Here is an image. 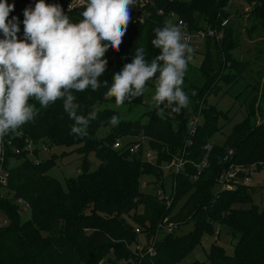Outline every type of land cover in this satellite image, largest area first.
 Returning a JSON list of instances; mask_svg holds the SVG:
<instances>
[{
    "label": "trees",
    "instance_id": "1",
    "mask_svg": "<svg viewBox=\"0 0 264 264\" xmlns=\"http://www.w3.org/2000/svg\"><path fill=\"white\" fill-rule=\"evenodd\" d=\"M28 1L0 0V23L15 24L22 34ZM229 1L148 0L150 16L145 23L115 13L95 27L87 9L58 12L50 7V0H35L37 21L30 31L26 57H11L0 34V68L7 70V82L0 86V109L5 119L13 118L5 138L15 145L28 139L33 144L42 140L48 148L76 146L82 157L80 172L65 179L64 187L48 174L56 165L55 153L33 163L25 152L16 155L7 148L6 163L12 157L22 160L8 168L5 195L0 190V218L7 219L0 226V264H114L121 260L178 264L200 244L204 233L214 234L215 225L237 235L233 254H226L214 239L207 259L189 264H264V207L253 203L255 187L237 184L215 190L218 176L229 165L244 170L238 172L240 177L264 170V120L256 114L257 110L262 114L257 100H264V85L259 83L263 72L244 97L243 119L231 127L222 144L211 143L221 129L219 119L229 118L208 98L244 77L249 63L231 55L229 20L222 40L203 42V59L197 68L171 51L172 28L166 23V15L174 12L190 30L216 26L229 18ZM127 2L112 5L117 8ZM243 3L248 36L264 37V0ZM159 9L163 14L157 13ZM68 26L76 29L67 32ZM89 27L94 36L79 51L72 49L69 44L73 46L75 36ZM149 86L158 91L156 108L138 119H122L119 110L100 107L116 103L130 110L143 104ZM18 91L23 94L10 98ZM195 117L199 121L191 132L190 121ZM100 127L107 131L98 138ZM118 137L147 139L155 161L142 159L139 139L135 152L128 146L114 149ZM89 153L98 160L93 170H89ZM182 153L186 160L182 170L162 177V165ZM203 160L206 166L198 169ZM142 174L153 175L156 183L169 177L173 192L168 203L139 190ZM18 199L27 204L29 218L22 219ZM165 218L178 228L192 222L193 228L181 235L175 230L163 234L154 244L153 256L136 255L134 244L142 237L153 238Z\"/></svg>",
    "mask_w": 264,
    "mask_h": 264
},
{
    "label": "rangeland",
    "instance_id": "2",
    "mask_svg": "<svg viewBox=\"0 0 264 264\" xmlns=\"http://www.w3.org/2000/svg\"><path fill=\"white\" fill-rule=\"evenodd\" d=\"M146 1V0H142ZM226 11L229 14V23L232 32L233 48L231 49V55L238 61L248 62L249 66L244 77L234 82L232 86L226 87L218 93L217 96H210L208 101L215 103L216 107L221 112H228V120H224L221 117L218 121V125L221 129L216 132L211 138L210 142L220 145L223 143L225 136L230 132L231 127L240 122L245 116V100L244 97L251 90V86L256 83L259 73L263 72V77L260 79L261 87L264 85V37L254 33L251 37L248 36L247 27L249 26V20L247 19V11L245 10V4L243 0H230L226 7ZM18 27L15 24L0 23V34L5 37L6 40L13 38L17 35ZM94 36V32L91 30L84 31L75 36L73 46L76 48H83L85 44ZM172 43L171 51L181 57H184L188 63L194 67H199L203 59L204 44L203 41L195 40L190 46L183 43L178 31L171 30ZM0 44V50L2 49ZM7 82V70L0 68V86L5 85ZM247 87V88H246ZM246 88V89H245ZM245 89V90H244ZM158 91L154 87H147L143 99V104L132 106L130 110L127 105H120L116 103L101 104L100 107H110L121 112V118L126 120H133L140 118L141 114L148 110L156 108V99ZM250 92L248 93V96ZM247 96V97H248ZM246 97V98H247ZM257 104L262 107V114L256 111L258 120H264V100L258 97ZM144 119V118H143ZM107 128L100 127L96 133L98 138L105 135ZM138 139L142 143V159H145V155L150 152H154L150 149L147 139L137 137H118L116 140L120 142L122 146H131L136 144ZM76 146H53L46 148L45 151L38 154L40 160H45L51 153H55L58 158L56 165L48 170V174L56 178L64 187L65 179L73 177L80 172L81 169V154L76 152ZM139 147V146H138ZM60 155V156H59ZM154 155L150 158L151 162H154ZM22 158H10V167L16 166L21 162ZM89 170L95 169L98 164V160L93 153L88 154ZM163 166V175L167 176V166ZM253 180L251 185L255 187L253 195V203L259 208L264 207V170H260L252 175ZM165 179V178H164ZM162 181V180H161ZM156 178L151 174H142L139 179V190L142 193L157 195L159 185L156 183ZM163 189L164 196H168L171 192V183L169 177L165 179ZM6 191L2 190L1 194L5 195ZM183 200L181 199L174 207L173 212L179 208ZM22 219L29 218V209L23 204L20 205ZM249 206V205H245ZM141 207H138V211ZM192 222L185 225H181L175 230L177 235L185 234L192 230ZM218 233L216 244L224 249L226 254L232 255L234 252V245L237 240V235L234 236L231 230L222 225H215L214 234L204 233L201 242L197 245L187 256L178 262V264H189L192 261H205L207 259V252L214 241L215 235ZM111 259V254L108 255ZM120 261L114 264H119ZM108 263V262H107ZM100 264H104L101 262Z\"/></svg>",
    "mask_w": 264,
    "mask_h": 264
},
{
    "label": "built area",
    "instance_id": "3",
    "mask_svg": "<svg viewBox=\"0 0 264 264\" xmlns=\"http://www.w3.org/2000/svg\"><path fill=\"white\" fill-rule=\"evenodd\" d=\"M118 2V0H50V7L58 12L61 11H71L74 9H87L92 17L94 18V25L95 27L100 26L104 21H106L111 15L117 14H124L129 17V19L135 23L143 24L145 23L150 16V12L147 9V2L142 0H129V2L124 3L123 5H119L117 8L113 7L112 2ZM7 6L17 9L18 6L13 2H4ZM36 2L35 0H30L24 5L23 8V16L25 19L24 23V30L22 34L17 33L13 38L5 41V49L13 58H23L26 57L28 54L29 49V35L30 31L37 21V12H36ZM158 14H163V11L159 9L157 11ZM229 18L223 19L218 25L207 27L205 29L199 30H190L188 24L180 19L174 12H170L166 15V23L171 26L173 30L178 31L179 35L181 36V40L183 43L187 44L188 46L195 40L198 41H205L206 39H213L216 41H220L223 39L225 34V27L228 24ZM83 24V22L81 23ZM76 29V26H68L66 28L67 32H71ZM87 30H91L92 28L89 27ZM85 30V31H87ZM72 49L75 48L76 51H79V48L74 46H70ZM70 50L66 51L69 54ZM60 68V66H58ZM22 92H14L11 93L10 98H14L17 96H21ZM199 121L198 117L193 118L190 121L191 132L194 131V125ZM13 122V118L10 117L5 119L3 117V112L0 109V190H6V186L9 179V170L10 167L9 163H6L7 159V148H11V151L16 155H21L23 152L31 158L33 163H38L40 159L38 158V154L40 152L45 151L47 148L46 145L43 144L42 140H40L37 144H33L32 141L28 139H24L22 145H15L12 143V140L6 139L5 135L9 132V124ZM8 124V126H7ZM16 137H20L21 133L17 132ZM139 144L136 143L134 145L129 146L130 152H135L138 149ZM112 147L114 149L121 148L120 142L115 140ZM34 149H37L36 153H34ZM183 154L174 156L171 161L164 166H167L168 173H177L182 170L186 160L183 157ZM154 155V161L156 159L155 152H150L145 155V161L151 162L150 158ZM206 166V161L203 160L200 164L196 167L198 169L203 168ZM163 168V166H162ZM243 171L237 165H229L227 169L222 171L217 178L216 184V191L219 190H229L234 188L237 184L243 185H251L253 180L252 175L254 172H249V174L240 177L238 172ZM195 179V177H194ZM163 181H158L159 190L157 196L159 198L167 199V203L169 202L168 198L172 195L173 188H171V192L168 196H164V189L161 187ZM171 183V182H170ZM173 185H171L172 187ZM17 202L20 205H24L27 207L21 199H18ZM28 208V207H27ZM7 219L0 218V226L6 225ZM178 228V225L174 221H169L165 218L164 223L160 224V228L158 233L151 238L150 240H139L134 244L133 250L134 253L138 256L149 255L153 256L155 254L154 244L155 242L166 233H171ZM135 232L139 233L140 230L138 228L135 229ZM218 233L215 235L214 239H217ZM119 264H130L129 260H121Z\"/></svg>",
    "mask_w": 264,
    "mask_h": 264
},
{
    "label": "crops",
    "instance_id": "4",
    "mask_svg": "<svg viewBox=\"0 0 264 264\" xmlns=\"http://www.w3.org/2000/svg\"><path fill=\"white\" fill-rule=\"evenodd\" d=\"M144 238L142 237L140 240H143Z\"/></svg>",
    "mask_w": 264,
    "mask_h": 264
},
{
    "label": "water",
    "instance_id": "5",
    "mask_svg": "<svg viewBox=\"0 0 264 264\" xmlns=\"http://www.w3.org/2000/svg\"><path fill=\"white\" fill-rule=\"evenodd\" d=\"M71 46V44H69Z\"/></svg>",
    "mask_w": 264,
    "mask_h": 264
}]
</instances>
